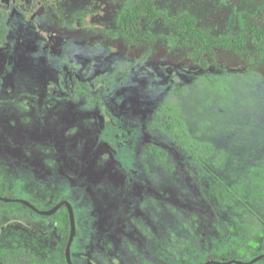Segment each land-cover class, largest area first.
I'll list each match as a JSON object with an SVG mask.
<instances>
[{"label":"rangeland","instance_id":"rangeland-1","mask_svg":"<svg viewBox=\"0 0 264 264\" xmlns=\"http://www.w3.org/2000/svg\"><path fill=\"white\" fill-rule=\"evenodd\" d=\"M127 1L0 2L9 31L0 46V185L18 170L42 183L36 191L13 189L15 198L46 208L67 196L78 231L74 264H119L111 255L120 264L223 261L247 240L258 250L264 246V191L255 183L264 173V43H253L258 54L249 72L205 76L194 72L161 22L141 23L149 33L145 39L137 32L142 43L123 40L117 11ZM253 5L264 8V0H154L162 15L189 14L206 35L226 38L238 33V15ZM86 58L96 60L90 75L80 65ZM58 70L65 75L58 78ZM54 94L73 105L55 119L57 109L36 108L38 99L51 106ZM165 118L182 123L185 148L165 130ZM116 232L123 236L118 249L106 242L95 250L96 241ZM61 238L57 222L3 210L0 264L15 249L57 264ZM183 241L186 247L178 248ZM86 246L92 262L80 258ZM236 253L245 263L252 256Z\"/></svg>","mask_w":264,"mask_h":264},{"label":"trees","instance_id":"trees-1","mask_svg":"<svg viewBox=\"0 0 264 264\" xmlns=\"http://www.w3.org/2000/svg\"><path fill=\"white\" fill-rule=\"evenodd\" d=\"M3 11V14H2ZM134 17L136 27L140 25L142 20L149 24L159 18L168 26V36L176 40L177 45L183 47L186 53L195 60H198L199 74L208 76V74H239L247 73L252 67V63L257 58L258 49L253 50V43H264V8L253 5L250 9L241 11L238 15L239 30L236 35L230 37H213L206 35L196 26V20L189 14H183L177 19L169 18L159 13L155 6L154 0H137L134 8ZM7 33L6 12L0 5V42ZM225 55L230 56V60L223 59ZM211 86H215L214 79H208ZM163 127L172 135L175 144L185 148L187 146V132L182 123L176 119L167 118L163 120ZM204 150V149H203ZM205 152H209L210 148L206 147ZM203 151V152H204ZM190 152L195 154L196 149L191 148ZM29 178L21 181L12 179L9 183L0 185V195L3 197L15 198L11 191L24 190L25 186L30 183ZM255 183L261 185L264 191V173L255 180ZM20 198V197H19ZM66 199V198H60ZM32 203V202H31ZM56 202L46 205L49 209ZM33 204V203H32ZM8 210L17 214H33L35 216L51 219L59 223L62 228L61 251L58 256L57 264H66L64 257V249L69 236V217L67 209L62 206L55 214L50 217L39 216L27 207L19 203H4L0 201V213ZM78 231L76 229V237ZM71 245V259L73 262V252ZM227 260L237 259L235 254H230ZM218 260V259H217ZM1 264H46L42 259L32 252L25 249H15L7 252L1 258ZM203 264V263H201Z\"/></svg>","mask_w":264,"mask_h":264},{"label":"flooded vegetation","instance_id":"flooded-vegetation-1","mask_svg":"<svg viewBox=\"0 0 264 264\" xmlns=\"http://www.w3.org/2000/svg\"><path fill=\"white\" fill-rule=\"evenodd\" d=\"M20 1H22V2H24L25 0H20ZM0 2H2V0H0ZM13 2H16V0H13ZM136 0H128L127 2H126V4L124 5V9H123V11H117V16H118V18H117V31H118V35L119 36H121L122 37V39L123 40H125V41H128V42H130V43H132V44H137V43H142L146 38H148V31H142V30H144V29H140V26H141V23H146V26H151V25H154V24H156L157 22H161V23H163L164 24V22L159 18L158 20H156V21H154L152 24H149L148 22H146L145 20H142L141 22H140V25L138 26V28L136 27V23H135V17H134V8H135V5H136ZM38 4H40L39 2H38ZM39 7H41L42 9L44 8V6L42 5H40ZM4 8H5V5L3 4V10H4ZM85 11L83 10L82 11V13H84ZM2 14H3V11H2ZM32 15V14H31ZM30 15V16H31ZM30 16L28 17V19H30ZM166 27H167V30H168V26L166 25ZM140 30V33H141V35H142V37L143 38H145L144 40H143V38L140 36L139 37V39H137V37H135V36H137V32ZM169 31V30H168ZM8 33H9V31H8V27H7V33H6V35H5V37H4V39H2L1 40V42H0V46H2V45H4L6 42H7V36H8ZM147 34V35H146ZM66 55H68L69 56V58H70V56H73L74 55V53L73 52H71V50L69 49L68 51H67V53H66ZM68 58V57H67ZM67 58H65L64 60H66ZM134 59V58H133ZM187 62H192V63H194V67H195V70H194V72L196 71L197 73H200V70H199V68H198V60H195L194 61V59H192L191 57H188L187 59ZM96 60H95V58H91V59H88V58H86V59H84V61H82V64H80L81 65V67H82V70L84 69L85 70V72L87 73V75H90V74H92L93 73V71H92V68H93V66H94V62H95ZM63 62V61H62ZM58 64H60V62H58ZM65 68H67L66 70H67V73H69L70 74V77H75V73L67 66V64H65V63H63L62 64ZM54 66V65H53ZM58 72H59V74L57 75V77L59 78V76L61 75H65L64 74V72L62 71V70H58ZM171 73H173V71H171ZM0 75H1V73H0ZM78 76V75H77ZM76 78V77H75ZM1 84H3V83H1ZM75 91H77L76 93L77 94H81V95H85V94H87V92L86 91H84V90H77V89H74ZM70 97H73L74 95H72V94H68ZM53 97H52V99H54L55 100V102L53 103V102H51V106H48V105H46L45 103H44V100L43 99H38L37 100V104H36V108H38L39 110L41 109V108H46L45 110L46 111H48V112H50V114H51V110L52 109H57V113L58 114H56V115H53V114H51V116H53V118L55 119V116H57V115H60L59 113L61 112V110L60 109H64V110H62V111H68V110H65L66 108H70V109H73V105L71 104V101H70V98H68L66 95H60V96H58V95H52ZM63 97V98H62ZM97 98H98V96H97ZM0 99H1V101H2V98H1V96H0ZM61 99H63V100H61ZM62 102H64V103H62ZM99 102H100V99H99ZM53 103V104H52ZM3 105V104H2ZM3 107V106H2ZM165 119H167V118H165ZM165 119H163V120H165ZM163 120H162V125H164V123H163ZM166 130V129H165ZM167 131V130H166ZM50 172H53V171H50ZM11 174H13V175H11L12 176V179H16V180H18V181H21V180H23L24 178H29L31 181H30V183L28 184V185H26L25 186V189L27 190V191H31V190H37L38 189V187L40 186V183H42L41 182V180H36V179H34V181H32V178L27 174V173H25V172H21L20 173V171L18 172V170L16 171V172H12ZM51 175H52V173H51ZM11 179V180H12ZM4 184V183H3ZM48 184H50L51 186H56V183L53 181V182H49ZM38 186V187H37ZM55 188V187H54ZM57 188V187H56ZM54 190V189H53ZM141 195H143L142 193H141ZM9 198V197H8ZM58 199H57V202L52 206V207H54L56 204H58L59 202H62V201H68L69 202V200L67 199V196H65V195H62V196H58L57 197ZM60 198H66V199H60ZM17 199V198H16ZM18 199H20V198H18ZM27 201V200H26ZM99 201H101V200H99ZM28 202H30V201H28ZM31 203V202H30ZM42 203V202H41ZM40 203V204H41ZM49 203H52V201L51 200H49L48 202H46L45 204H49ZM70 203V202H69ZM94 203H95V201H94ZM106 203H109L112 207L113 206H115V204L114 203H112L111 201H107ZM106 203H104V205H106ZM32 204V203H31ZM71 204V203H70ZM98 203H96V205H97ZM114 204V205H113ZM117 204V203H116ZM33 206H35L34 204H32ZM40 206V205H39ZM72 206V205H71ZM36 207V206H35ZM51 207V208H52ZM65 207V206H64ZM107 207L108 208H111L109 205H107ZM37 208V207H36ZM51 208H49V209H51ZM66 208V207H65ZM72 208H73V206H72ZM39 209V208H38ZM49 209H39V210H49ZM59 210V209H58ZM73 211H74V209H73ZM52 216V215H51ZM74 216H75V213H74ZM43 217H46V216H43ZM50 217V216H49ZM109 219H110V217H108V216H105V219H104V222L106 223V222H110L109 221ZM48 220H51V219H48ZM51 221H54V220H51ZM75 221H76V217H75ZM103 221V220H102ZM55 222V221H54ZM118 232V231H117ZM115 233V234H110V236L109 235H106L107 237H104V236H102L103 238H105V239H99L98 241H96V247H95V250H102L103 248H104V246H105V244H106V242H107V248L109 247H115L116 246V249H118V245L119 244H121V237H123V236H121L122 234H120V233ZM75 237H76V235H75ZM75 239V238H74ZM140 243H142L143 244V242H140ZM115 245V246H114ZM178 248H182V247H186V244L184 243V241L183 242H180L179 244H178ZM256 246H257V244L255 243V242H253V241H251V240H247L244 244H242V245H240V246H238L236 249H231V250H229V251H227V255L229 256L230 254H235V255H237V253H236V250H238V249H242V250H245V251H249V254L250 255H252L251 256V258H250V261L251 260H253V259H255V258H257V257H260V256H262V258L261 259H259L257 262H255V263H258L259 261L261 262V260L262 261H264V246H262V247H260L258 250L256 249ZM112 249H114V248H112ZM90 252H92L90 249H89V247H85V251H83V252H80L79 253V255H80V258H82L83 259V261L86 263V262H92L93 260H92V257H91V254H90ZM112 256V262H114V263H118L119 262V264H120V261L118 260V259H116V257H114L113 255H111ZM183 259L185 260V257H183ZM72 260V259H71ZM211 260H215V261H218V262H226V261H230V260H223V261H220V260H217V259H211ZM231 260H237V259H231ZM194 261H195V263H196V258L194 259ZM194 261L191 263V264H194ZM208 261H210V260H208ZM238 261V260H237ZM207 262V260L206 261H204V262H202L203 264H205ZM249 262V261H248ZM248 262H246V263H248ZM243 263H245V262H243ZM254 263V264H255ZM72 264H74V261L72 262ZM97 264V263H96ZM146 264H150V263H146ZM198 264V263H197ZM201 264V263H200Z\"/></svg>","mask_w":264,"mask_h":264},{"label":"water","instance_id":"water-1","mask_svg":"<svg viewBox=\"0 0 264 264\" xmlns=\"http://www.w3.org/2000/svg\"><path fill=\"white\" fill-rule=\"evenodd\" d=\"M0 201H2L4 203H19V204L27 207L28 209H30L32 212L36 213L37 215L46 216V217H49V216L55 214L58 209H60L62 206H65L67 209V212H68L70 226H69V236H68V239H67V242L65 245V249H64V257H65L66 264H72L71 245H72L74 238H75V235H76V221H75L73 208L68 201L59 202L58 204H56L54 207H52L49 210H39L38 208L33 206L30 202H28L24 199L8 198V197H3L0 195ZM261 258H262V256L257 257L255 259L249 261L248 263H243V262H240L237 260H230V261H226V262H218L215 260H210V261H207L205 264H254L255 262H257Z\"/></svg>","mask_w":264,"mask_h":264}]
</instances>
